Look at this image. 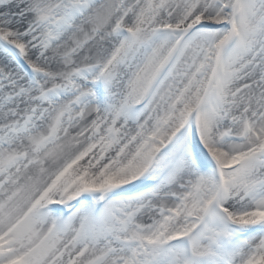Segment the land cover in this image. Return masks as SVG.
Segmentation results:
<instances>
[{"label": "snow or ice", "instance_id": "1", "mask_svg": "<svg viewBox=\"0 0 264 264\" xmlns=\"http://www.w3.org/2000/svg\"><path fill=\"white\" fill-rule=\"evenodd\" d=\"M0 264H264V0H0Z\"/></svg>", "mask_w": 264, "mask_h": 264}]
</instances>
